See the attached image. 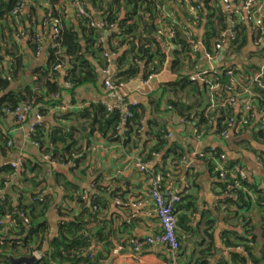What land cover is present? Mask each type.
<instances>
[{
	"label": "trees",
	"instance_id": "obj_1",
	"mask_svg": "<svg viewBox=\"0 0 264 264\" xmlns=\"http://www.w3.org/2000/svg\"><path fill=\"white\" fill-rule=\"evenodd\" d=\"M24 1L0 0V118L7 116V111H15L22 104L30 105L43 118L50 111H56L58 125L48 130L47 124L43 122L35 127L30 138L32 142L39 144L41 155H48L50 161L57 166L74 164L75 167L71 168L73 171L79 169L85 159V145H81L80 142L90 139L92 135H98L110 143L124 146L134 144L136 148L142 141L153 137L156 141L154 147L139 157L147 163H154L156 156L167 148L169 141L168 124L161 120L162 115L166 113L178 115L185 124L197 129L199 135L208 136L212 133L219 135L228 128V121L238 116L234 113V107L227 104L228 100L236 96H239L240 102L245 100L247 97L243 86L250 84L255 74L262 72L261 70L256 72L255 70L259 68L250 66H244L243 70H239L234 63L229 67L210 71L204 82L192 80L194 74L202 71L199 69L202 55L200 52L195 56L192 54L185 35L189 19L187 12L184 13L186 22L175 13L176 23L164 17L162 10L169 0H83L89 14L88 18L80 17L76 12L72 17L66 0H49V7L44 8L45 17L42 22L32 15V10L42 8L40 0H30L28 9L31 16L27 21L22 15L19 18L14 17L15 9ZM69 1L72 4L74 0ZM214 2V6L211 5ZM197 3L208 10L207 13L203 12L207 18L203 38L205 49L216 54L215 45L223 40L222 34L228 31L227 15L220 6V0H198ZM158 20H162L165 25L173 26L176 32L173 42L182 47L181 51L174 50L171 64L172 74L177 79L163 85L159 96L151 97L147 105L138 104L131 107L130 117L119 111L110 112L102 103L83 107L75 114L67 115L57 111L64 106V84H68L71 90L99 84L102 77L100 71L105 67L103 55L106 52L121 54L124 51L115 62L118 69L117 85L140 78L148 80L152 76L160 75L167 60L155 33L151 35V30L154 29L155 32L157 29ZM101 21L105 23V29L98 27ZM113 25L118 26V30L112 31L106 44L100 43L105 36V30H109ZM202 26L203 22L197 28ZM56 28L59 34L58 38L52 41L48 64L34 74L36 89L30 87L12 90L13 82H16L18 75L25 73L27 68V51L39 55L42 50L40 33L53 32ZM250 28L251 26L243 23L237 27L227 54L234 57L246 55L245 51L250 44L248 41ZM22 37L28 42L27 50L20 44L19 39ZM196 39L199 40L198 37ZM126 47L128 49H125ZM59 66L60 69H56ZM232 70L241 81L235 89L228 75ZM262 80L264 81V77ZM216 84L220 85V89L214 91L212 87ZM252 87L255 94L253 112L258 110V113H263L264 90ZM67 122L69 125H66ZM84 128L89 131L85 133ZM79 135L81 139L77 137ZM258 139L264 141L262 129L258 133ZM10 141L11 137L0 130V158L6 157L8 150H11L8 147ZM87 143L89 144L88 141ZM172 152L173 162L182 160L187 153L179 147H175ZM217 153L223 154L220 150H217ZM259 156L263 157L261 161L264 164V153H260ZM167 158L168 153L164 160ZM43 164L41 161L34 163L23 160L21 183L25 184V187L18 193L20 196L18 202H14L7 193L0 195V221L10 214L18 222L16 228H11L7 233L0 232V264H12V257H32L35 252L42 255L38 264L106 262L110 251H107L105 256L106 253H97L93 248L94 244L100 243L107 244V248L113 246L110 238L114 231H108L106 222L100 219L102 202H106L99 197V193L108 192L109 189L99 184L94 188L98 194L91 201L85 199L86 192L70 182L62 185L66 194L65 201L79 205V212L70 205L58 206L63 220L59 225L58 236L49 241V247L45 250L50 233L46 218L53 206V196L48 193L47 176L50 171L44 168ZM228 167L236 174L237 179L230 178L224 188L225 192H234L236 203L244 209L250 210L255 206L259 208L262 213L261 237L264 238V190L250 183L248 179L239 178V171L242 170L239 163L229 160ZM164 171L165 169L155 171L162 174L163 183L166 178ZM82 172L84 175L85 171ZM13 174L17 173L10 165L0 166V192L8 189ZM236 181L241 183L242 188H235ZM24 219H28L29 223H25ZM256 241L257 236L250 239L244 236L231 243L227 236L226 245L232 248L242 247L247 257L235 253L231 262L222 261L220 264L264 263V249L262 257L255 254ZM213 249L215 250V245L212 242L199 252L192 264H209L211 257L214 256Z\"/></svg>",
	"mask_w": 264,
	"mask_h": 264
},
{
	"label": "crops",
	"instance_id": "obj_2",
	"mask_svg": "<svg viewBox=\"0 0 264 264\" xmlns=\"http://www.w3.org/2000/svg\"><path fill=\"white\" fill-rule=\"evenodd\" d=\"M243 1L238 0V3ZM65 2L73 17L75 15L73 5L69 0ZM40 3L42 8H37L36 11L32 10V15H35L37 20L42 22L45 17L44 8L49 7V2L40 0ZM214 4L215 2L211 5L214 6ZM220 6L222 5L220 4ZM204 12H208L206 7ZM162 13L164 15L175 13L178 14L182 21H187L186 14H184L185 10L174 0H169V3L163 7ZM30 16V9L27 8L22 17L27 21ZM206 19L202 27L195 29L196 36L202 42L206 33ZM227 24L229 27V16H227ZM253 28L251 26L250 30H248V41L250 44L245 51L246 55L234 57L232 54H227L229 45L225 49L226 52L224 51L216 60L210 62L205 57V53L201 52L202 59L199 69L203 71L207 69L217 70L221 67H229L235 63L239 70H243L244 66H250L259 68L255 70L256 72L259 70L264 72V45H256L257 35L256 30ZM40 34L42 37L41 53L36 56L33 52L27 51V68L25 73H20L16 82H13L12 90H24L30 87L36 89L34 74L48 64L53 32L46 31ZM22 38L19 39L20 44L23 49L27 50L28 42ZM158 43L167 60L162 73L149 85L144 84V80L140 78L131 80L124 85L122 90L124 96L143 105H147L151 97L159 96L163 85L177 79L171 71L174 50L168 49L163 42L158 41ZM125 49H128V47ZM121 54H116L115 62ZM8 61L6 64L9 63ZM64 86L63 102L64 106L67 107L65 112L67 115L75 114L82 110L83 107L92 104H115L116 101L113 95L107 93L104 89L102 77L96 86L86 85L74 90H71L68 84H64ZM243 87L244 91H246L250 86L246 84ZM244 94L248 98L249 95L246 92ZM247 98L234 107V113L237 115L241 114L240 111ZM56 113V111H50L43 119V122L47 124L46 129L49 130L58 125ZM37 116L38 111L34 110L25 125L18 124L13 116L5 115L0 118L1 132L9 135L13 142V146L11 150L9 149L10 151L8 150L6 157L0 158L1 165H11L22 160L34 163L42 162L41 151L33 145L30 138V129L36 124ZM263 117L260 113L259 119L255 124L232 131L226 138H220L219 135L212 133L198 139L192 125L183 123L182 119L176 114L166 113L162 115L161 120L168 124L170 130L169 141L167 148L156 156L154 163H151L153 167L149 174H143L138 171L135 163L140 154L145 153V151L148 152L154 147L156 141L153 137L139 143L137 148L134 144L124 146L119 143H110L98 135H92L90 139L81 141L80 144L85 145V159L82 161V165L80 164V168L73 171L70 166L60 165L55 167L47 176L49 182L48 193L53 196V206L46 218L50 233L46 240L45 250L49 247V241L58 236L59 225L63 220L58 211V206L70 205L76 212H79V205L75 203L69 204L65 201L66 194L62 185L65 182H70L83 192H86V194H93L95 185L99 184L103 187H108V192L113 194V202L102 198L106 203L102 202L100 217L101 221L106 222L107 230L114 231V235L110 238L113 246L112 248H107V244L100 243L94 244L93 247L97 253H106L105 256L107 251H110V256L104 263L107 264L113 257L115 258L113 264H172L173 259L164 248H146L135 256L128 246V241L131 238H144L160 230V224L154 211V203L149 195V189L152 176L157 174L155 171L165 169L166 178L163 187H171L182 195V202H180L177 209L179 218L178 237L181 243L177 264H192L199 252L212 242L215 245V250L213 249L214 256L211 257L209 264H220L222 261L231 262L235 253L247 257L242 247L232 248L226 245L227 236L231 243H235L239 237L246 236L250 239L252 236H257L255 254L257 257H262L264 238L261 237L262 213L259 208L255 206L250 210L244 209L236 203L235 199L237 198L234 192H225L226 182H223L215 174V160H210V158L196 159L190 155L207 152L211 148L220 150L228 156L230 161L240 164L246 179L250 183L264 190V164L261 161L263 157L259 156L260 153H264V141L261 142L258 139L260 120ZM66 125H69V123L67 122ZM88 131L87 129L84 132L87 133ZM77 137L81 139L80 135ZM86 141L89 144H86ZM175 147L183 148L187 152L186 156L188 159L183 160V158L173 162L172 151ZM167 153L168 158L165 161ZM43 165L48 170L47 165ZM82 171H85L84 175ZM21 180L22 175L19 172L15 178H12L11 184L4 192L11 195L14 202L19 201L20 196L18 193H21V190L25 187ZM3 194L1 193L0 195ZM138 203H141V205L134 208V204L137 205ZM120 246L123 249L115 255V249Z\"/></svg>",
	"mask_w": 264,
	"mask_h": 264
},
{
	"label": "built area",
	"instance_id": "obj_3",
	"mask_svg": "<svg viewBox=\"0 0 264 264\" xmlns=\"http://www.w3.org/2000/svg\"><path fill=\"white\" fill-rule=\"evenodd\" d=\"M49 2V0H47ZM177 4L183 8L188 16L187 27H185V35L189 41L190 49L192 54L195 56L197 53L204 52L205 57L208 61L213 62L216 60L220 54H222L226 48L230 45V41L235 38L234 31L237 30V27L240 24L250 25L254 27L256 30V45L263 46L264 45V0H244L242 3H238V0H220L224 13L230 17V25L228 27V31L222 34L223 40L220 43L215 45L216 54H212L206 51L204 43L201 40L196 39L195 29L199 24L205 21L204 9L203 5H199L198 0H174ZM30 0H25L20 6H18L13 15L15 18H19L23 15L28 5L30 4ZM75 12L80 17H89L85 9V3L83 0H74L72 2ZM163 11V10H162ZM49 17L51 16V12L48 13ZM165 18L172 19L174 23H176V15L173 13L171 15H164ZM98 25V24H97ZM157 29L154 32L155 37L159 42H163L164 45L168 47V49L172 50H182V47L174 44L173 40L176 37V32L173 26L165 25L162 20H158L156 23ZM98 27L105 29L106 25L104 22H100ZM118 26L113 25L109 30H105V36L102 37L100 43L106 44L112 31H116ZM59 30L53 29L52 41L58 38ZM196 36V37H195ZM229 49V48H228ZM226 52V51H225ZM116 54H111L106 52L103 55L105 61V67H103L100 71L101 76L103 78V86L107 93H110L115 98V104L104 103V106L108 109V111H119L122 114H125L127 117H130V108L135 107L140 104L137 101L129 99L124 96L122 93L123 87L125 84L117 85L116 77L118 73V69L115 64ZM56 69H60V66ZM214 70H202L199 73H196L192 76V80H198L201 82L205 81V76ZM228 75L231 78V83L233 89L239 86L241 81L238 76L234 73V71H229ZM158 76H152L148 80H144V84H151V82L156 79ZM264 77V72L262 71L259 74H255L252 78L249 86L246 89V94L249 95L247 100L243 103L241 114L237 116V118L230 119L228 121V128L222 132H220V138H226L232 131L239 130L240 128H247L256 123L259 119L260 113L254 111L253 112V101L255 98V94L253 93V87L256 86L258 89L264 90V81L262 78ZM220 89V85L216 84L212 87V90L216 91ZM239 103V96L232 97L228 100L227 104L233 107L237 106ZM215 104V103H214ZM60 112L65 113L67 111V107L62 106L57 109ZM34 112L32 107L28 104H22L15 111H7V115L15 117L16 121L20 125H25L28 122L30 115ZM264 116V112L261 113ZM43 117L37 116V122L30 129V135L34 132L36 126L43 123ZM261 125L260 129L264 131V117L260 120ZM184 123V122H183ZM194 133L198 139H201L203 136L199 135L197 129H194ZM33 145L40 149L39 144L32 142ZM13 142L10 141L8 143V147L12 148ZM193 158L206 159L210 158L216 161L215 165V174L219 176L223 182L228 183L230 178L237 179L236 174L233 171H230L228 168L229 158L225 154L217 153V149L211 148L209 152L202 153H193L190 155ZM42 162L47 165L48 171H52L53 168L57 167V164L50 161V157L48 155H41ZM188 157H184L183 160H187ZM1 166V164H0ZM14 170H16L17 174H13V178H15L18 173L22 172L23 160L17 163H12L10 165ZM71 168L75 167L74 164L69 165ZM135 167L143 174L151 173V169L153 165L151 163L145 162L141 157H138ZM49 172V173H50ZM239 178L246 179V175L243 170L239 171ZM230 176V177H229ZM235 188H242L240 182H234ZM231 187H229L230 189ZM92 194H85V199L93 200L96 198L97 191H93ZM3 194L4 191H1L0 194ZM149 195L154 203V211L156 217L158 218L160 224V230L151 233L150 235L144 238H132L129 241V246L133 255L140 254L146 248H164L167 253L172 257V264H177L178 253L181 248V243L178 237V228H179V218L176 212L177 205L182 200V195L179 191H175L171 187L164 188L163 187V177L162 174H155L152 176ZM137 205L134 204V208H137ZM98 208L96 207L95 210ZM24 217V216H23ZM25 223H29L28 219H24ZM18 222L12 215L8 214L0 221V232L7 233L11 228H16ZM123 249L122 246L116 248L114 254L117 255ZM38 260L41 259L42 255L40 252H35L34 255ZM248 264H253L249 262Z\"/></svg>",
	"mask_w": 264,
	"mask_h": 264
},
{
	"label": "water",
	"instance_id": "obj_4",
	"mask_svg": "<svg viewBox=\"0 0 264 264\" xmlns=\"http://www.w3.org/2000/svg\"><path fill=\"white\" fill-rule=\"evenodd\" d=\"M25 18H26V14H25ZM154 34V29L151 30V35ZM84 131H87V129H84ZM99 197L101 198H105L110 202H113V194L110 192H101L99 193ZM12 260V264H38L39 260L35 257H21V258H11ZM115 258H111L107 264H113ZM101 264H105V263H101Z\"/></svg>",
	"mask_w": 264,
	"mask_h": 264
}]
</instances>
